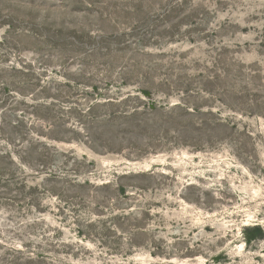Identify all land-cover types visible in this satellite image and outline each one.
Masks as SVG:
<instances>
[{
    "label": "rangeland",
    "instance_id": "rangeland-1",
    "mask_svg": "<svg viewBox=\"0 0 264 264\" xmlns=\"http://www.w3.org/2000/svg\"><path fill=\"white\" fill-rule=\"evenodd\" d=\"M0 264H264V0H0Z\"/></svg>",
    "mask_w": 264,
    "mask_h": 264
}]
</instances>
